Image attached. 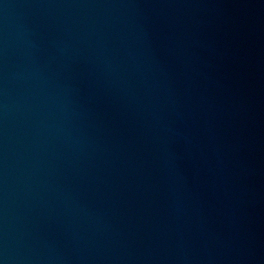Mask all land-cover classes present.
Masks as SVG:
<instances>
[{"label": "water", "instance_id": "obj_1", "mask_svg": "<svg viewBox=\"0 0 264 264\" xmlns=\"http://www.w3.org/2000/svg\"><path fill=\"white\" fill-rule=\"evenodd\" d=\"M0 264H264V0H0Z\"/></svg>", "mask_w": 264, "mask_h": 264}]
</instances>
